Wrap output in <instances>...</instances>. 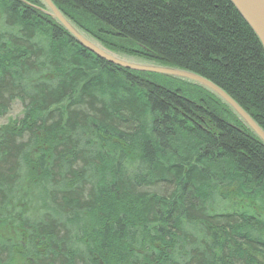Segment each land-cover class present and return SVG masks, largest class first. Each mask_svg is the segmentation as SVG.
Returning <instances> with one entry per match:
<instances>
[{"label": "trees", "instance_id": "16d2710c", "mask_svg": "<svg viewBox=\"0 0 264 264\" xmlns=\"http://www.w3.org/2000/svg\"><path fill=\"white\" fill-rule=\"evenodd\" d=\"M50 1L264 132V52L228 0ZM44 10L0 0V113L24 105L0 127V264H264V146L209 92L111 65Z\"/></svg>", "mask_w": 264, "mask_h": 264}, {"label": "water", "instance_id": "95a60500", "mask_svg": "<svg viewBox=\"0 0 264 264\" xmlns=\"http://www.w3.org/2000/svg\"><path fill=\"white\" fill-rule=\"evenodd\" d=\"M44 7V13L61 26L69 36L82 48L106 61L107 63L126 70L156 74L187 82L198 86L216 97L264 146V132L225 92L210 81L191 72L148 63L128 58L105 49L98 42L81 32L66 19L50 0H39ZM246 25L257 38L264 52V0H228Z\"/></svg>", "mask_w": 264, "mask_h": 264}, {"label": "rangeland", "instance_id": "374dc122", "mask_svg": "<svg viewBox=\"0 0 264 264\" xmlns=\"http://www.w3.org/2000/svg\"><path fill=\"white\" fill-rule=\"evenodd\" d=\"M82 32V31H81ZM87 35L86 33H84ZM88 36V35H87ZM90 37V36H88ZM92 38V37H90ZM93 39V38H92ZM165 77V76H163ZM169 78V77H167ZM5 109L3 112L0 113V127L7 126L8 124H11L12 122L17 123L20 122V119L22 118L24 105L23 102L15 97L11 100L8 104L5 105ZM154 192L162 193L158 191V189L151 190ZM222 207L219 206V209Z\"/></svg>", "mask_w": 264, "mask_h": 264}, {"label": "bare ground", "instance_id": "6f19581e", "mask_svg": "<svg viewBox=\"0 0 264 264\" xmlns=\"http://www.w3.org/2000/svg\"><path fill=\"white\" fill-rule=\"evenodd\" d=\"M192 85V84H191Z\"/></svg>", "mask_w": 264, "mask_h": 264}]
</instances>
